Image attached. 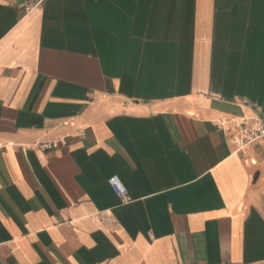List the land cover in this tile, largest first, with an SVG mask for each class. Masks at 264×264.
<instances>
[{
    "label": "crops",
    "instance_id": "crops-1",
    "mask_svg": "<svg viewBox=\"0 0 264 264\" xmlns=\"http://www.w3.org/2000/svg\"><path fill=\"white\" fill-rule=\"evenodd\" d=\"M258 117L264 0H0V264H264Z\"/></svg>",
    "mask_w": 264,
    "mask_h": 264
},
{
    "label": "built area",
    "instance_id": "built-area-1",
    "mask_svg": "<svg viewBox=\"0 0 264 264\" xmlns=\"http://www.w3.org/2000/svg\"><path fill=\"white\" fill-rule=\"evenodd\" d=\"M30 10V7H27ZM240 128V136L236 138V143L239 148L245 147L248 143L258 139H264V117H258L253 119L243 118L237 123ZM230 129V128H226ZM58 142L42 141L38 143V148L41 150H47L56 147ZM109 184L115 191V193L125 202H130L131 197L128 195L126 187L120 181L117 175L109 178Z\"/></svg>",
    "mask_w": 264,
    "mask_h": 264
}]
</instances>
